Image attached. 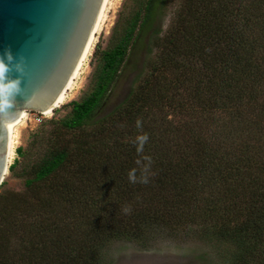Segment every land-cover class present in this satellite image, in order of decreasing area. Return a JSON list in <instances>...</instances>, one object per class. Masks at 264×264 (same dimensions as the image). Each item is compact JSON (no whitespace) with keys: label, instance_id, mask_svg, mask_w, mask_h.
<instances>
[{"label":"trees","instance_id":"1","mask_svg":"<svg viewBox=\"0 0 264 264\" xmlns=\"http://www.w3.org/2000/svg\"><path fill=\"white\" fill-rule=\"evenodd\" d=\"M95 58L89 90L16 150L31 160L21 192L0 187V264H109L114 242L179 236L264 264V0H124Z\"/></svg>","mask_w":264,"mask_h":264},{"label":"water","instance_id":"2","mask_svg":"<svg viewBox=\"0 0 264 264\" xmlns=\"http://www.w3.org/2000/svg\"><path fill=\"white\" fill-rule=\"evenodd\" d=\"M105 2L0 0V56L12 53L9 77L21 81L14 107L0 121V185L12 127L26 114L55 111L90 48Z\"/></svg>","mask_w":264,"mask_h":264},{"label":"rangeland","instance_id":"3","mask_svg":"<svg viewBox=\"0 0 264 264\" xmlns=\"http://www.w3.org/2000/svg\"><path fill=\"white\" fill-rule=\"evenodd\" d=\"M124 0H108L107 12L102 22L101 29L95 36L90 53L84 62L82 69L74 82L73 88L68 92L65 103L55 109L50 115H39L30 113L26 115L24 121L15 128L17 134V144L15 156L10 167L19 161L14 171L8 169L5 180L0 185L1 190L11 192H21L23 190L24 179L20 177L23 168L29 166L30 157L20 158L16 154L17 148L27 149L34 135L48 131L49 127L45 122L52 118H63L70 108L67 106L72 101H78L88 90L91 83L92 74L97 61L95 54L97 50H103L110 44L113 28L118 19L119 12ZM169 18L166 19L163 29L165 30ZM142 54L129 61L125 76L121 79L116 88L115 95L107 104V111H110L127 96L133 81L139 75L142 68ZM67 106V107H65ZM42 119V122L38 120ZM217 247L206 244L197 239L185 236L177 238L158 237L146 246L128 242H114L108 250L109 264H216L219 261Z\"/></svg>","mask_w":264,"mask_h":264},{"label":"clouds","instance_id":"4","mask_svg":"<svg viewBox=\"0 0 264 264\" xmlns=\"http://www.w3.org/2000/svg\"><path fill=\"white\" fill-rule=\"evenodd\" d=\"M13 55L10 51H6L3 56H0V121L7 115L8 110L15 105V96L21 92V81L19 78L9 77V72L12 70ZM16 71L22 72L23 68L17 64ZM137 127H140V121L136 122ZM147 134H142L137 137L135 143L137 144V151H142L144 143L147 141ZM128 178L135 182L136 177L133 172H129ZM146 182V181H145ZM123 211L128 212V208Z\"/></svg>","mask_w":264,"mask_h":264},{"label":"bare ground","instance_id":"5","mask_svg":"<svg viewBox=\"0 0 264 264\" xmlns=\"http://www.w3.org/2000/svg\"><path fill=\"white\" fill-rule=\"evenodd\" d=\"M107 5H108V0H106L105 2V5H104V8H103V11H102V14H101V17L99 19V22H98V25H97V28H96V31H95V34L93 36V39H92V42H91V45H90V48L74 78V80L72 81L71 85L69 86L68 90L66 91L65 95L63 96L62 100L60 101V103L58 104L57 108L61 105H63L68 97V92L73 88V86L75 85L74 82L75 80L77 79L79 73H80V70L82 69L83 65H84V62L86 61L89 53H90V50L92 48V45H93V42H94V39H95V36L96 34L98 33V31L101 29V25H102V22L104 21V18H105V15H106V10H107ZM52 113V112H51ZM51 113H48V114H45V115H50ZM27 115V114H26ZM26 115L18 122L16 123L12 129H11V133H10V144H9V156H8V162H7V166H6V171H5V174H4V177H3V180L2 182L5 180L7 174H8V169L12 163V161L14 160V156H15V147H16V144H17V134L15 132V128L20 125L24 119L26 118ZM44 115V114H43Z\"/></svg>","mask_w":264,"mask_h":264},{"label":"built area","instance_id":"6","mask_svg":"<svg viewBox=\"0 0 264 264\" xmlns=\"http://www.w3.org/2000/svg\"><path fill=\"white\" fill-rule=\"evenodd\" d=\"M39 115H42V114H39ZM38 121H39V122H42V119H39Z\"/></svg>","mask_w":264,"mask_h":264}]
</instances>
